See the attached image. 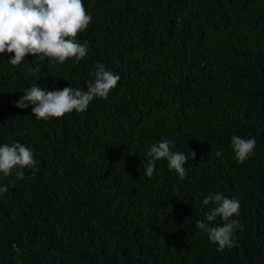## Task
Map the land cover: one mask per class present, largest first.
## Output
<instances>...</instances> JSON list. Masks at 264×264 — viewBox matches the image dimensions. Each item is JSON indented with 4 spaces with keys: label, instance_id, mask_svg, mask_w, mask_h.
<instances>
[{
    "label": "trees",
    "instance_id": "16d2710c",
    "mask_svg": "<svg viewBox=\"0 0 264 264\" xmlns=\"http://www.w3.org/2000/svg\"><path fill=\"white\" fill-rule=\"evenodd\" d=\"M83 3L79 63L0 55V146L19 142L37 162L23 179L0 174V264H264V0ZM97 63L120 81L84 113L45 121L15 106L36 83L87 90ZM234 135L256 140L242 164ZM164 139L188 157L186 179L167 160L145 175ZM216 192L241 205L222 252L196 227Z\"/></svg>",
    "mask_w": 264,
    "mask_h": 264
},
{
    "label": "clouds",
    "instance_id": "9594fccd",
    "mask_svg": "<svg viewBox=\"0 0 264 264\" xmlns=\"http://www.w3.org/2000/svg\"><path fill=\"white\" fill-rule=\"evenodd\" d=\"M91 21L83 0H0V55L7 53L11 56L8 63L12 66H19L28 56L40 61L47 59L53 65L72 59L79 63L87 55L88 44L77 42V37L88 29ZM30 71L38 81L39 67ZM93 75L94 80L88 82L87 90L65 87L48 91L36 83L23 92L15 106L27 109L32 105V115L45 121L62 119L74 111L84 113L94 99H107L120 81V76L106 70L102 63L96 64ZM174 147L175 144L167 139L153 144L146 153L145 175L152 177L157 161L167 160L169 170H174L180 180L186 179L188 157L173 152ZM231 148L236 161L242 164L255 154L256 140L234 135ZM195 155L191 152L193 160ZM221 155V151L216 152L217 157ZM36 163L33 152L19 142L0 146V174L4 178L15 175L23 179L26 170H33L35 175ZM8 190L7 186H0V195ZM202 204L209 206L205 216L207 223L198 220L197 229L204 231L210 242L218 245V251L235 247L234 233L241 225L234 217L240 215V201L216 192L204 198ZM218 218L221 224L210 226Z\"/></svg>",
    "mask_w": 264,
    "mask_h": 264
}]
</instances>
